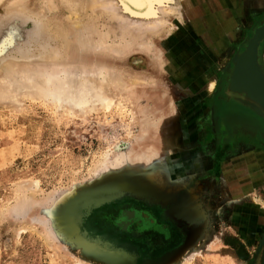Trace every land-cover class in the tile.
<instances>
[{"label": "rangeland", "instance_id": "obj_1", "mask_svg": "<svg viewBox=\"0 0 264 264\" xmlns=\"http://www.w3.org/2000/svg\"><path fill=\"white\" fill-rule=\"evenodd\" d=\"M263 21L264 0H0V264H121L83 244L66 214L122 183L162 191L188 229L161 264H252L264 240V121L225 90ZM258 53L264 67V38ZM247 155L260 183L231 196L227 164ZM125 198L140 200L94 210L91 235L115 226L98 216Z\"/></svg>", "mask_w": 264, "mask_h": 264}, {"label": "water", "instance_id": "obj_2", "mask_svg": "<svg viewBox=\"0 0 264 264\" xmlns=\"http://www.w3.org/2000/svg\"><path fill=\"white\" fill-rule=\"evenodd\" d=\"M263 38L264 21L254 29L253 35L244 43L243 49L232 58L225 92L228 98L252 110L264 121V67L259 60L258 53L259 44ZM248 71L255 77L256 85L254 81L252 84L251 80L246 78ZM163 195L162 191L153 185L122 183L118 186L93 191L81 197L69 206L66 217L68 223L76 229L79 240L96 253L121 264H161L177 252L183 244L156 259L143 258L139 262V256L136 252L118 246L100 235H91L84 223L94 210L113 203L124 196L140 199L144 202L160 203ZM124 213L129 215L127 211ZM118 225L125 229L127 222L120 221ZM255 264H264V247L258 253Z\"/></svg>", "mask_w": 264, "mask_h": 264}, {"label": "flooded vegetation", "instance_id": "obj_3", "mask_svg": "<svg viewBox=\"0 0 264 264\" xmlns=\"http://www.w3.org/2000/svg\"><path fill=\"white\" fill-rule=\"evenodd\" d=\"M230 108L231 107L229 106L227 110L234 111ZM223 110L224 109H222L221 113H223ZM228 115H232V112H228ZM247 121L248 120L245 117H242V122H245V125L248 124ZM241 157L242 156L236 158ZM229 163L226 164L229 165ZM249 172L252 173L251 177L255 176V174H257L256 176L258 177L256 167H253L247 173ZM246 177L248 178L247 175ZM255 182L256 183L252 184L250 189H246L245 186H243L239 190L230 189V192H232L231 196H237L239 194H253L260 181L257 180ZM169 210L170 206L164 203L144 202L141 200L125 198L116 202L115 205L106 207V209L100 214V216H98L114 220L115 226H105L104 230L106 232L100 231L97 234L104 236L113 243L121 245L122 247L130 251L136 252L139 258L156 259L184 242L187 235L189 234L185 224L176 219L175 216L169 212ZM125 211H127L131 215L125 214ZM120 221L127 222V226L125 229L118 225V222ZM107 232L111 233L112 235L114 234V236L117 235V237H111L106 234ZM127 241H135L137 242V244L128 245L127 243H125ZM141 246H144L146 251L142 250ZM263 247L264 240L259 250L255 254L252 264H255L256 257Z\"/></svg>", "mask_w": 264, "mask_h": 264}, {"label": "crops", "instance_id": "obj_4", "mask_svg": "<svg viewBox=\"0 0 264 264\" xmlns=\"http://www.w3.org/2000/svg\"><path fill=\"white\" fill-rule=\"evenodd\" d=\"M246 112V111H245ZM252 113V112H250ZM250 115V114H249ZM245 157H248L249 158V164L247 165V167H242V168H239V167H233V163H236L237 161L239 160H242V157L241 158H233L230 163H229V166L228 168L226 169V174H225V183L227 182L228 184H230L231 182V186L234 188H242L243 186L246 185V182L248 181V178L246 177V175L248 174L247 172L250 171L254 166H252L251 164V156H245ZM254 170V169H253ZM247 171V172H246ZM257 174H255V176H252V183H250V185L252 186V184H255L258 180V177L256 176ZM245 177V178H244ZM242 179L243 180V183H242ZM248 183V182H247Z\"/></svg>", "mask_w": 264, "mask_h": 264}, {"label": "bare ground", "instance_id": "obj_5", "mask_svg": "<svg viewBox=\"0 0 264 264\" xmlns=\"http://www.w3.org/2000/svg\"><path fill=\"white\" fill-rule=\"evenodd\" d=\"M127 1H130V2H133V3H139L140 2V0H127ZM148 2V1H147ZM146 9V8H145ZM143 11H144V9H142ZM246 78H248L249 80H251V83L253 84V82L252 81H254V84L256 85V82H255V77L253 76V74L250 72V71H248L247 72V77ZM67 82V81H66ZM66 82H64V83H66ZM63 83V84H64ZM89 86H82L81 87V90H85V92H88L89 91ZM68 89H69V87H68ZM71 90V89H70ZM87 94V93H86ZM90 96V95H89ZM59 100H60V98H58ZM83 99H84V101H83ZM86 99V96L84 97H82V101H81V103H84V102H86V100L88 99V97H87V99ZM63 100V99H62ZM102 100V99H101ZM73 101V100H72ZM87 101H91V100H87ZM74 102V101H73ZM108 102V101H107ZM76 103H77V105H78V103H80V101H79V99H77L76 100ZM87 103H89V102H87ZM105 103V102H104ZM143 129V128H142ZM142 131V130H141ZM138 139V138H137ZM139 141V140H138ZM152 150V149H151ZM154 152V151H153ZM148 155H149V157L147 156H140V155H134V156H132V157H130L129 155H127L126 153H125V155H121V156H119V161H117V162H120V163H122V162H126V161H129V162H131L132 161V163L131 164H140V162H141V159H146V160H149V158H150V156H152V153L151 152H148ZM134 159H136L137 161L136 162H134L135 160ZM151 161V160H150ZM143 164H146V163H143Z\"/></svg>", "mask_w": 264, "mask_h": 264}]
</instances>
